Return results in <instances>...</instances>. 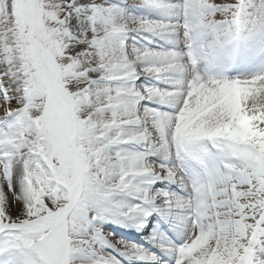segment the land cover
Returning <instances> with one entry per match:
<instances>
[{
	"label": "snow or ice",
	"instance_id": "obj_1",
	"mask_svg": "<svg viewBox=\"0 0 264 264\" xmlns=\"http://www.w3.org/2000/svg\"><path fill=\"white\" fill-rule=\"evenodd\" d=\"M0 264H264V0H0Z\"/></svg>",
	"mask_w": 264,
	"mask_h": 264
},
{
	"label": "rangeland",
	"instance_id": "obj_2",
	"mask_svg": "<svg viewBox=\"0 0 264 264\" xmlns=\"http://www.w3.org/2000/svg\"><path fill=\"white\" fill-rule=\"evenodd\" d=\"M0 114H2V111L0 112Z\"/></svg>",
	"mask_w": 264,
	"mask_h": 264
},
{
	"label": "bare ground",
	"instance_id": "obj_3",
	"mask_svg": "<svg viewBox=\"0 0 264 264\" xmlns=\"http://www.w3.org/2000/svg\"><path fill=\"white\" fill-rule=\"evenodd\" d=\"M1 112V111H0Z\"/></svg>",
	"mask_w": 264,
	"mask_h": 264
}]
</instances>
